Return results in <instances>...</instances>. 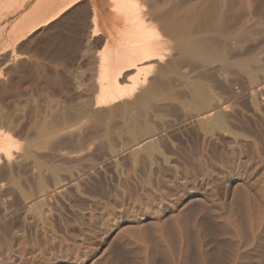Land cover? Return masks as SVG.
<instances>
[{"label": "rangeland", "instance_id": "obj_1", "mask_svg": "<svg viewBox=\"0 0 264 264\" xmlns=\"http://www.w3.org/2000/svg\"><path fill=\"white\" fill-rule=\"evenodd\" d=\"M19 1L0 2V48L27 11ZM202 1H174L186 15L179 37H169L168 70L150 68L132 109L76 116L60 89L47 88L62 85L45 62V72L28 71L40 80L25 81L14 71L18 43L2 46L0 73L14 82L1 84L0 110L12 112L20 99L27 106L61 99L58 113L70 116L32 110L18 117L14 110V126L2 127L15 137L12 157L0 162V264H264V0H214L206 21L190 16ZM58 24L27 45L69 26ZM146 87L157 96L143 93Z\"/></svg>", "mask_w": 264, "mask_h": 264}, {"label": "bare ground", "instance_id": "obj_2", "mask_svg": "<svg viewBox=\"0 0 264 264\" xmlns=\"http://www.w3.org/2000/svg\"><path fill=\"white\" fill-rule=\"evenodd\" d=\"M4 1L8 3V5L9 4L11 5L12 3H16L17 0H13L15 2L10 1V3L7 2L6 0ZM163 1H165V5H166V1L168 3L170 2L169 6L164 7L165 5ZM174 1L176 0H162L163 2V5H162V2L160 4V0H20L19 1L20 3H18L20 4V8L25 9L26 7L27 11L26 12L23 11L24 13L21 12V14H23L21 16L23 17L19 18L20 21H18V19L16 20L18 22L16 26L14 25V30L13 29L8 30L10 31L9 34L12 31L13 33H11L10 37H7L9 41H11L9 42L7 39V41L12 45L10 47H13V44L16 45V43H18L16 47L17 49H19L18 50L19 52L16 51V53H14L13 55L14 58L16 59V62L15 63L11 62L15 64L16 69H14V67L13 69L14 71L18 73L19 76L22 74L23 78L24 77L30 78L31 80L32 77L38 78L39 75L36 74L38 69H39L38 73L39 72L41 73L42 71L45 70L43 67L40 68L41 64H44L43 62H45L46 67H49L51 71L53 72V75H54L53 78H57L60 81V84L62 85V88H59L58 82L55 79L56 80L55 82L57 83L58 86L53 85V84L50 86L46 85L47 88L49 87L48 89L52 91V93L59 91L60 89L61 92L59 91V93H63L64 98L66 100L72 101V103L74 102V104H72L71 102L69 103L68 101L69 103L68 105L71 104L70 106L71 107L73 106L72 109L73 108L76 109V110L74 109L75 113L73 112V114H75L76 116L84 117L85 115H88L89 111L92 110V108H96V107H104V110L102 111L104 113H113L116 110H119V109L122 110L123 107L124 108L126 107L125 110L128 109L127 107H131L132 109V106L130 105L135 104L136 102L135 100L138 99L137 97H138L139 91L142 90L141 88L144 87L145 84L147 85L146 80L147 78H149L148 76L150 75L148 74L149 70H151L152 67H154L155 63L157 65L162 64L161 66H163V64L164 66L168 64L166 60L167 58L166 55L168 54L167 51L170 50L169 37L173 35V33L176 34L175 36H178L177 35L178 33L175 31H178L177 29L180 28L183 22V17H185L186 15V13L184 16L182 15V12L183 13L185 12L184 9L181 10V8L173 7L175 5ZM0 2H2L1 4L3 5V0ZM202 2L205 4L201 6L202 8L201 10H196L197 8L193 9L194 7L193 8L191 7L192 9L188 8V10L190 9L191 17H198L206 21L208 20L207 18H209L208 15H210V13L212 14L214 11L213 14H215V10H213V8H215V3L217 4V2L214 3V0H204ZM28 5H29V8H27ZM17 7H19V5ZM187 13L189 15V11ZM206 14H207V18L205 17ZM213 14L210 15V18L211 16H213ZM199 15H202V16L199 17ZM64 20H66V22L68 21L69 23L68 28L61 29L59 30L58 33H55L56 31L55 32L52 31L55 34H52V32H50L51 34L40 39L37 42L38 44H35L34 46L32 45V48L27 45V43L29 44L31 40L34 41L33 39L35 38L36 33H38L39 31L40 33L41 32L46 33V30L48 32L49 29H54V27L57 26L58 23L63 22ZM64 24L66 25V23ZM11 28H13V25ZM32 33L34 35L28 37L27 39H25V41L20 42L21 40H23V38H26L27 35L29 36ZM180 40L181 38L178 40L179 44H181ZM7 41L4 43L5 46H6ZM2 46L0 48V52H2L1 51ZM100 46H103V47H100ZM7 47L9 49H7ZM7 47H5V49H7V51L10 50V47L9 46ZM96 47H100V48L98 49ZM28 48L32 49L31 51H33V53L30 52V54L29 53L26 54V52L25 53L21 52V51H26ZM82 51H83V54H81ZM181 52H182L181 50L180 52H178L179 55L177 59H175L174 61L175 62L174 64H176V66H174L173 68L175 71V74H174L175 76L173 77L171 75L173 78L176 77L177 80H181V78L183 77L181 66L184 64L183 57H182V55L184 54H181ZM4 53H7V52L4 51ZM4 57L6 58L8 56L6 55ZM24 58L25 59L30 58L32 59V61L27 62L28 60L27 61L22 60ZM8 59H11V58L9 57ZM7 61L8 60H5L6 63ZM9 63L7 64L9 65ZM172 66L170 65V68ZM67 67H71L70 70ZM32 68L35 69L36 72L34 73L36 74V76H34V74L31 72H29L31 73L29 75L28 71H30V69ZM165 68H167V66ZM71 69L74 71V73L73 71H71ZM0 70L2 71V69ZM66 70L68 71V73L70 71V73L72 74L70 76H74L72 77V81H74V83L72 82L75 88L74 91H72L73 89L72 85L69 82L70 80H68L70 79V77L69 78L66 77V74H65V72H67ZM48 71L51 72L49 69ZM49 72L47 73V75L49 74ZM2 73H0L1 77L2 75L5 74V73L4 74ZM171 73H174V72H171ZM164 74L165 73H163V75ZM6 75L7 74H5L2 77L3 80L2 78L0 79V87H1V84L6 88L7 86H11L10 83H12L13 79L9 75H7L6 77ZM173 78L172 80L169 78L170 80H168L169 82L167 86H170L169 84L173 82ZM38 79L40 80V78ZM34 80L35 78L33 79V82ZM47 80L48 82L53 81V79H47ZM162 80L165 81V79H162ZM43 81L45 80L43 79ZM163 81H161L162 83H160L162 86L165 83V82L163 83ZM175 83L178 84L176 80L173 84ZM39 84L41 85V83ZM39 84H36V85H39ZM160 84H159V88H161L162 90L163 87L162 86L160 87ZM33 85H35V83ZM178 86L176 85L175 87H178ZM35 87L36 86H34V89ZM164 88H166V85L164 86ZM24 89L26 90V88ZM150 89L153 90L152 87L151 88L146 87L143 89L144 91L142 92L149 93V91H151ZM2 90L5 91V88ZM161 90H158L159 96H161L160 95ZM153 91H155V89ZM175 91H176V94H175ZM175 91H174L175 95L173 94L174 97L177 96L180 100L183 97L182 95H184V91H182L180 87L178 89L176 88ZM194 92H193V95L195 94L198 95L199 93L197 92V90H196V93ZM1 93H4V92H0V94ZM5 93H7V91H5ZM156 93L153 92V95L155 94L157 96ZM28 95L30 96L31 92ZM143 95L144 97L146 96V98L153 96L151 94H150L151 96L149 97H147V95L149 94L147 95L143 94ZM155 95L154 97H156ZM196 95H195V98L199 97ZM3 96H5V94L4 95L2 94V97ZM26 96L27 95H25V97ZM31 96L30 98L33 97ZM191 97H192V94H191ZM36 98L40 99L38 97ZM44 98H46V96ZM34 99L35 98L33 97V100ZM145 99L143 98V100ZM196 99H197L196 102L198 103L199 98H196ZM1 100H4V99H1ZM43 100L44 99L42 98V101ZM47 100H49V98ZM34 101H32V104H30V106H27L25 103H22L19 105V103L21 102V99H20V102L16 104L17 106L15 108L12 106L11 108H13V111L16 110L15 113L18 110L22 112V114L17 112L18 117L19 115L24 116V113L28 111L30 112L32 110L34 112L38 111V113L37 112L36 113L37 115L39 114V116H41L39 113V110L44 112L45 114L48 112H56V111L58 113L59 110H62V107L60 106L61 104H59L61 99L59 103H54V104H51L50 102L52 101L50 100L45 103L46 101L45 99L44 104L41 102L42 109L39 106V104L41 103L39 102L38 104L37 103L38 101L33 103ZM137 102H139V100ZM193 103L194 102H192V105ZM2 105L0 109L2 108ZM5 109L0 110V130H1L0 132L2 133L0 134V162H2L5 159L8 160L10 157H12L10 156L11 155L10 149L12 148L11 146L14 143L13 142L14 139L12 140V138L15 137V136L14 137L11 136V134L9 133V130H6L5 128H3L2 130L3 126L10 127L13 123L12 118L10 116V113H12L13 111L11 112V110L9 109L10 110L9 112V111H5ZM66 110L67 109H65V111H60L57 115H54L55 117L54 116L53 117L55 118V120L58 118L60 120L61 116L62 117L70 116V113H69L70 110L69 112ZM29 112L28 114H30ZM31 114H33V112H31ZM65 114H68V115H65ZM37 115L35 117H37ZM50 117L48 118L50 119ZM37 118L39 119V122H41V119L39 117ZM35 120L37 119L35 118ZM23 121L26 122V120H23ZM27 123L28 122H26L25 125H27ZM46 124L47 122L42 124V126L39 127L40 129L39 128L38 129L39 130L43 129ZM33 127L37 128V126L35 125ZM139 128L140 127H138L137 130H139ZM142 129H145V128H142Z\"/></svg>", "mask_w": 264, "mask_h": 264}]
</instances>
